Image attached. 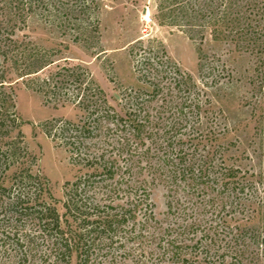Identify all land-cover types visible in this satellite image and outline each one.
Instances as JSON below:
<instances>
[{
	"label": "trees",
	"instance_id": "1",
	"mask_svg": "<svg viewBox=\"0 0 264 264\" xmlns=\"http://www.w3.org/2000/svg\"><path fill=\"white\" fill-rule=\"evenodd\" d=\"M99 15L100 0H0V264H264V166L227 163L234 145L219 142L225 125L206 94L230 73L200 53L196 80L138 40L128 53L140 86L118 109L84 66L61 64L60 50L24 32L40 19L74 43H98ZM151 20L254 53L246 103L264 126V0H157ZM19 81L81 113L40 125L77 172L60 199L24 143Z\"/></svg>",
	"mask_w": 264,
	"mask_h": 264
},
{
	"label": "rangeland",
	"instance_id": "2",
	"mask_svg": "<svg viewBox=\"0 0 264 264\" xmlns=\"http://www.w3.org/2000/svg\"><path fill=\"white\" fill-rule=\"evenodd\" d=\"M156 1L100 0L98 43L93 38L88 43H74L73 35H65L40 19H31L24 32L38 46L60 50L57 56L61 64L67 59L71 65L84 66L105 92L110 104L118 109L123 93L140 86L128 53L130 46L138 40L144 47L161 45L168 58L196 80H199L200 53L220 60L231 78L206 89L213 110L221 112L222 125H225L219 142L234 145L226 153L228 164L259 173L264 166V137L258 130L263 129L264 133V126L256 123L251 106L246 103L254 99L249 80L254 75L256 56L237 50L229 42L213 40L209 30L204 32L203 39H199L197 35L189 38L182 29L158 25L151 20ZM16 110L24 122L21 128L24 143L37 158L41 173L49 180L52 195L60 199L62 185L72 181L77 172L71 166L65 148L47 138L40 125L51 119L77 121L81 113L72 105L54 107L52 101L44 100L21 81L16 86ZM151 200L156 218L162 220L166 210L165 190L161 186L154 187Z\"/></svg>",
	"mask_w": 264,
	"mask_h": 264
}]
</instances>
